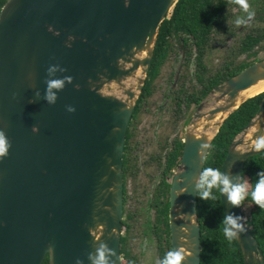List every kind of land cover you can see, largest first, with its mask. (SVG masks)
<instances>
[{
	"label": "water",
	"instance_id": "obj_1",
	"mask_svg": "<svg viewBox=\"0 0 264 264\" xmlns=\"http://www.w3.org/2000/svg\"><path fill=\"white\" fill-rule=\"evenodd\" d=\"M177 0H7L0 11V264H123V154L126 132L152 62L158 30ZM54 69V70H50ZM64 80L54 103L49 80ZM264 80V59L215 86L217 104L201 101L183 139L169 193L171 251L200 264L197 179L240 92ZM264 92V91H263ZM261 93V92H260ZM72 107L75 111H69ZM220 115V116H219ZM218 120H215L217 119ZM253 129V130H252ZM252 131V132H251ZM251 132V137L245 136ZM264 96L232 140L221 172L243 180L247 159L264 150ZM248 145V146H246ZM243 146L245 149H241ZM224 215L244 231V264H264L243 205L220 194Z\"/></svg>",
	"mask_w": 264,
	"mask_h": 264
},
{
	"label": "trees",
	"instance_id": "obj_2",
	"mask_svg": "<svg viewBox=\"0 0 264 264\" xmlns=\"http://www.w3.org/2000/svg\"><path fill=\"white\" fill-rule=\"evenodd\" d=\"M7 0H0V11ZM256 7L249 9L254 12L258 19H264V1L255 2ZM260 5V7L258 6ZM238 6L236 0H177L171 14L165 16L158 30L155 42L154 54L146 81L136 102L132 113L129 126L126 132L124 154H123V178L125 182L129 175H135L138 169L134 157L133 139L138 127L140 114L146 108L145 104L149 102L150 96L154 90L155 80L159 75L160 67L166 62L169 55V46L172 41L168 36L177 38L181 33H189L196 39L198 54L196 56L195 77L199 89L192 87L191 91L184 89V83L177 90L171 93V99L175 103L176 119L185 115L191 104H199L210 91L226 79L234 76L248 65L257 60L259 51L264 53V30L248 32L240 41L238 55H245V59L236 62L233 58L221 68L205 74L206 66L203 64L202 57L205 55L209 44L210 35L216 33L221 25L230 17L231 10ZM260 13V15H258ZM169 40V41H168ZM236 53V54H237ZM235 55V54H234ZM237 55V56H238ZM251 58V60H250ZM188 66V63H186ZM189 67H187L188 69ZM170 76V75H169ZM173 76V74H171ZM185 75H181L180 81H184ZM264 96L261 92L244 101L236 110H234L222 123L219 131L215 135L206 159L205 167H213L221 171L222 164L228 147L232 140L243 130L246 124L256 114L259 103ZM184 143L183 138L176 137L172 140L171 149L165 153L164 165L161 172L160 186L155 190L154 201L157 202L158 214L156 221L159 226L153 224V229H158V264L165 258L166 254L171 251L170 228H169V193L170 183L168 178L173 174V169L182 156ZM134 154V155H133ZM136 156V155H135ZM157 159H161L160 156ZM264 171V150L254 156H251L245 162L242 178L249 181L250 189L254 185L257 177L255 174ZM216 195L215 200L200 199L198 194L196 198L197 216L200 223L201 232V255L200 264H244L243 253L236 238L231 241L227 240L222 232V220L224 216L220 193L213 189ZM198 193V192H197ZM128 203L127 189L124 187V213L122 224L125 226L124 234L121 236V254L125 262L123 264H135L137 256L128 246L130 241L129 234L132 230V222L137 217L136 211H130L126 205ZM243 208L248 207V213L244 211L247 218V225L252 235L259 243L264 258V209L256 206L250 197L242 201ZM145 224L148 225V222ZM150 228V225H148ZM145 233V229L143 230ZM169 239L168 245L163 246L161 240ZM149 240V239H148ZM42 264H49L48 257Z\"/></svg>",
	"mask_w": 264,
	"mask_h": 264
},
{
	"label": "rangeland",
	"instance_id": "obj_3",
	"mask_svg": "<svg viewBox=\"0 0 264 264\" xmlns=\"http://www.w3.org/2000/svg\"><path fill=\"white\" fill-rule=\"evenodd\" d=\"M249 6H255L254 0H246ZM171 12L167 16H169ZM231 16L222 25L219 34L212 36L211 47L207 49L203 63L206 66L205 74H209L222 66L231 59L235 58L236 62L245 59V55H238V47L241 39L250 31L253 34L256 31L264 30V19H258L253 16L247 23L237 26L235 19L237 17H246V13L239 6H234L231 10ZM223 30V31H221ZM173 41V39H172ZM177 41H174V47L177 48ZM172 60H169L163 69V74L155 80L156 89L150 96L149 102L145 104L146 108L142 110L138 127L133 139L134 157L138 169L135 170V175H129L127 178V196L128 203L126 208L130 211H136L137 217L132 222V230L129 234L130 241L128 246L137 256L135 264H158V229H153V224L159 226V221H156L158 214V204L154 201L155 190L160 186L161 172L164 165L165 153L171 149L172 140L176 137L184 138L189 121L196 112L197 104H191L185 115L176 119L175 103L171 99V93L184 83L187 90L197 85L195 64L192 69L184 74L185 67L180 69L178 79H176V69L180 65V53L174 50ZM237 53V54H236ZM235 54V55H234ZM238 55V56H237ZM263 51H259L257 57L262 58ZM195 56V55H194ZM251 60V58H250ZM171 73L173 76H171ZM185 75L184 81H180L181 75ZM170 75V76H169ZM216 95H209L203 98L205 104V112L211 107L217 105L214 102ZM241 149H245L243 146ZM161 159H157L159 157ZM179 162L173 169V174L178 170ZM173 174L168 178L171 182ZM248 207L243 208L248 213ZM148 222V225L145 224ZM145 229V233L143 230ZM125 226L122 228L124 234ZM149 239V240H148ZM169 239L161 243L167 246ZM123 257V256H122ZM125 260L123 259V263Z\"/></svg>",
	"mask_w": 264,
	"mask_h": 264
},
{
	"label": "clouds",
	"instance_id": "obj_4",
	"mask_svg": "<svg viewBox=\"0 0 264 264\" xmlns=\"http://www.w3.org/2000/svg\"><path fill=\"white\" fill-rule=\"evenodd\" d=\"M241 9L246 13V17H237L235 24L237 26L247 23L254 16V12L249 9V5L246 0H236ZM54 70V69H50ZM64 80L55 79L47 82V88L45 91V100L48 103H54L56 100V93L52 89L59 90L63 87ZM69 111H75L70 107ZM8 142L5 135L0 132V157L7 154ZM264 148V139L259 140L255 149L260 150ZM257 179L254 185L250 189L249 181L247 179L242 180L239 183L233 182L235 177L230 179L229 174H224L220 170L213 167L203 168L201 174L197 179L198 196L203 200H215L217 197L213 194V189H217L220 194H227L228 202L234 206L239 207L241 202L246 197H250L251 201L260 209H264V171H259L255 174ZM242 218L238 215L227 214L223 216L222 220V232L224 237L231 241L236 238L238 233L244 231V227L238 221ZM93 264H105V250L103 247L97 249L95 257H91ZM181 255L179 252L170 251L166 254L165 258L160 264H179Z\"/></svg>",
	"mask_w": 264,
	"mask_h": 264
},
{
	"label": "flooded vegetation",
	"instance_id": "obj_5",
	"mask_svg": "<svg viewBox=\"0 0 264 264\" xmlns=\"http://www.w3.org/2000/svg\"><path fill=\"white\" fill-rule=\"evenodd\" d=\"M255 2L257 1H259V2H261V0H254ZM262 1H264V0H262ZM259 7H260V5H258ZM256 7V5L255 6H253V7H251V8H255ZM233 9V8H232ZM257 15V14H256ZM255 14H254V16H256ZM258 15H260V13H258ZM223 25V24H222ZM222 25H221V28H222ZM220 28V29H221ZM220 29L219 30H217L216 31V33H212L211 35H210V39H209V44H207V47L208 48H210L211 47V44H212V36L213 35H217V34H219V33H221V32H219L220 31ZM221 31H223V30H221ZM168 39H170V41H172V39H173V41L171 42V44H168V46H169V55H168V57H167V60H166V62L160 67V70H159V75L157 76V78L158 77H160L162 74H163V69H164V67H165V64L169 61V60H172V61H174L173 59H172V57H173V55H175V53H174V50H176V51H179V53H180V65L177 67V69H176V79H178V76H179V74H180V69H182V67L184 68L185 67V71H184V74H186L189 70H190V68L192 67V65L193 64H195V67H196V60H197V58H196V56H197V54H198V48H197V44H196V39H195V37H193L191 34H189V33H181L180 35H178L177 36V38L175 37V38H172L171 39V37L170 36H168ZM177 41V48H175L174 47V41ZM169 41V40H168ZM195 55V56H194ZM204 57V56H203ZM203 57H202V59H203ZM186 63H188V66L186 65ZM204 64V63H203ZM187 67H189L188 69H187ZM192 69V68H191ZM172 74V73H171ZM183 74V75H184ZM156 78V79H157ZM224 82V81H223ZM156 89V87H154V90ZM153 90V91H154ZM152 94H153V92H152ZM151 94V95H152ZM198 105V104H197ZM184 139V138H183ZM124 187L127 189V181L125 182V180H124Z\"/></svg>",
	"mask_w": 264,
	"mask_h": 264
},
{
	"label": "bare ground",
	"instance_id": "obj_6",
	"mask_svg": "<svg viewBox=\"0 0 264 264\" xmlns=\"http://www.w3.org/2000/svg\"><path fill=\"white\" fill-rule=\"evenodd\" d=\"M264 91V80L262 81H259L257 84L255 85H252L250 86L249 88L247 89H244L240 92V97L241 98H246V97H249V96H252V95H255L257 93H260V92H263ZM220 116V115H219ZM219 117H217V119L215 120H218ZM253 130V129H252ZM252 132V131H251ZM251 132L248 133L246 136H245V140L249 139L251 137ZM252 145H249V146H255L256 143L253 142L251 143ZM248 146V145H246Z\"/></svg>",
	"mask_w": 264,
	"mask_h": 264
}]
</instances>
